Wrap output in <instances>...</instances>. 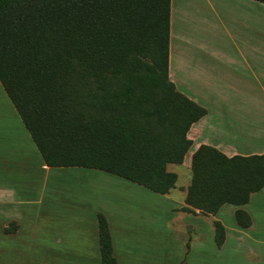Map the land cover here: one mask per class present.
I'll use <instances>...</instances> for the list:
<instances>
[{
	"label": "trees",
	"instance_id": "1",
	"mask_svg": "<svg viewBox=\"0 0 264 264\" xmlns=\"http://www.w3.org/2000/svg\"><path fill=\"white\" fill-rule=\"evenodd\" d=\"M264 3V0H257ZM170 0H0V84L50 167L95 168L166 194L206 109L168 78ZM181 209L215 214L264 186V152L200 145ZM237 225L250 215L238 208ZM101 264H116L97 212ZM215 244L224 225L211 221ZM6 231H11L8 226Z\"/></svg>",
	"mask_w": 264,
	"mask_h": 264
},
{
	"label": "crops",
	"instance_id": "2",
	"mask_svg": "<svg viewBox=\"0 0 264 264\" xmlns=\"http://www.w3.org/2000/svg\"><path fill=\"white\" fill-rule=\"evenodd\" d=\"M168 78L180 93L206 109L186 133L191 145L179 164L181 167L191 169L192 154L202 144L215 147L229 157L263 153L264 3L257 0H170ZM7 103L9 107L5 105L0 114V127L9 122L4 121L12 107ZM12 123L15 129L12 133L18 137V143L11 149L9 141L0 139V207L15 208L2 213L3 219L0 218V264H101L96 220V212L100 211L108 220L116 264H163L169 253V234L180 236L181 250L185 249L182 230L168 226L163 230L158 221L153 220L151 206L159 205L160 201L159 204L151 201L154 196L146 190L155 192L141 185L132 188L135 193L129 198L130 205L128 201L114 203L112 216L102 211L98 203L104 196L106 177L100 171L111 173L81 166H47L36 146L29 144L32 139L23 123L17 120ZM33 158H36L39 186L45 187L50 176L53 185L54 181L68 175L76 182L71 194L65 196L66 201L49 209V218H39L43 194L37 200L41 207L30 215L27 213L28 218H24V210L18 208L24 203L31 204L16 194L19 189L29 190L30 184L29 179L22 177L18 185L15 176H25L20 166L32 170ZM171 164L167 165L168 171ZM28 174L30 179L34 178L33 171ZM11 178L16 182L10 184ZM89 180L93 182L91 185ZM189 183L178 186L175 183L166 194L155 193L164 202L162 210L172 213L171 219L166 218V224L174 219L190 224L192 215L208 227L218 253L229 255L216 264H264V186L245 204L225 203L215 214L203 215L198 209H194L195 213L181 209L185 206ZM41 189L44 192L45 188ZM83 192L85 195L79 194ZM238 208L250 215L249 227L237 225L234 212ZM212 220L220 221L225 228V240L220 247L214 241ZM12 221H15L14 229L8 232L5 227ZM195 228L199 238L201 231ZM237 251L240 262H233Z\"/></svg>",
	"mask_w": 264,
	"mask_h": 264
},
{
	"label": "rangeland",
	"instance_id": "3",
	"mask_svg": "<svg viewBox=\"0 0 264 264\" xmlns=\"http://www.w3.org/2000/svg\"><path fill=\"white\" fill-rule=\"evenodd\" d=\"M7 102H9V104L12 107L9 108L8 117L6 120H4V121H7V120L9 121L6 124L7 126L0 127V132H2L3 134L2 137L0 136V139L2 138L4 140L9 141V143L11 144L9 145V147H11L13 144L18 143L19 141L18 137L16 138L15 134L12 133V131H15V129L13 128L12 120H15V121L17 120L21 124L22 122L0 84V108H2V110L0 111V114L1 112H4L5 105L9 107ZM4 118L5 117H3V119ZM0 119H2L1 116H0ZM4 135H7V137H5ZM30 142L31 143L29 144H33V146H35L32 141ZM33 162H34V167L32 168V170H29L28 168L23 169L20 166V170L25 174V176H21V175L15 176V177H18L17 178L18 185H21V181H23L22 177H26L25 180L29 179V184H30L29 190H26L25 188L19 189L16 191V194L18 197H21L25 201H29V203L31 204L24 203L22 205H18V208H19V211L24 210L25 212L24 218H28V216L32 213L34 209H36L37 207H41L40 204L37 203V200L40 197V195L43 194L44 199H43L42 209H41L39 218H49L51 208L59 207V205H61L64 201H66V197L69 194H71V191L73 190L72 186L76 182H74V178L72 176L68 175V176H64L62 180L54 181L56 184L53 185L51 181L53 178L50 176V178H48L45 184V187L39 186V178L36 176V172H37L36 158H33ZM169 170L175 171L178 174V179L176 182L177 186L181 183H189L190 177H191L190 167L185 169V167H181V165L179 164H171ZM30 171H33V174H34L33 179H30L27 176L30 174V173L28 174V172ZM100 174H105L106 177L104 181L105 190L103 192V195H104L102 198L103 200L99 198L98 203H99V206H101L102 211H106L110 213V215L114 216L113 215L114 205H115L114 203H118V202L125 203L126 201H128L126 203H129V198L131 197L132 193H135V191H133L132 188H139V185L131 183L128 180H125L116 175L107 174L105 172L102 173L101 171H100ZM11 180L12 182H10V184L16 182V181H13L12 178ZM82 181L85 182L84 179ZM92 183H93L92 180H89V185H91ZM81 185H85V184L82 183ZM41 188H45L44 192ZM146 192H148L149 194H153L152 196L154 197H152L153 200L151 201H154V203L159 204V201H160L159 205L152 204L151 206L152 208H154V213H155V214L153 213V215L155 216L153 220L158 221L157 223L163 228V230H165L166 226H168L169 228H172V229L178 228L183 231L185 249L183 251L181 250L182 246H181L180 236L178 237L175 234H171V235L169 234V237L167 238L169 253L167 254L166 260L163 264H216V263L222 262V259H225V257L226 259L229 258V255L227 254H225L224 256L218 253L217 248L213 245V235L210 236L208 233V227L205 224H202L199 220H196L192 215H190L192 217L190 218V221H192L190 222V224L182 223L180 220H177V219L170 220V222L166 224L165 222L166 218L168 220L171 219L172 213L165 212L164 210H162V206L164 202L161 201L160 199L161 197H159L160 195L152 193L148 190H146ZM79 194L85 195L84 192L83 194L82 193H79ZM89 195L90 193L87 194V196ZM146 199L149 200L150 199L149 196H147ZM139 204L144 205V203L142 202H140ZM129 205L130 203L128 204V206ZM158 206H160L159 209L156 208ZM146 207H149V206H146ZM14 209L15 208H10V207L8 209L7 207L5 208L0 207V218H2L1 217V215H3L2 213L6 212L7 210L12 211ZM91 209L92 207H89V210ZM27 213H29L28 216H26ZM7 226L13 230L15 226V221H12V223L9 222ZM195 227L199 228L201 231V232H198L200 234L199 238H197L196 236L197 231ZM167 231L169 230L167 229ZM232 246L236 247L234 243L232 244ZM233 262H240L238 251L235 252V254L233 255Z\"/></svg>",
	"mask_w": 264,
	"mask_h": 264
}]
</instances>
